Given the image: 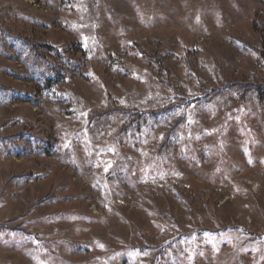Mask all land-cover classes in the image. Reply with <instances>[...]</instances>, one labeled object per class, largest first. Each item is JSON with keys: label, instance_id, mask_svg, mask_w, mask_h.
Masks as SVG:
<instances>
[{"label": "rangeland", "instance_id": "1", "mask_svg": "<svg viewBox=\"0 0 264 264\" xmlns=\"http://www.w3.org/2000/svg\"><path fill=\"white\" fill-rule=\"evenodd\" d=\"M0 264H264V0H0Z\"/></svg>", "mask_w": 264, "mask_h": 264}]
</instances>
